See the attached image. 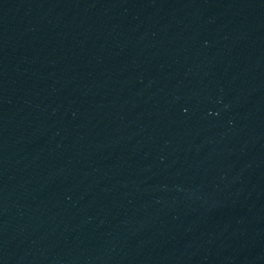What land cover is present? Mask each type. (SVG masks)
I'll list each match as a JSON object with an SVG mask.
<instances>
[{
    "label": "water",
    "instance_id": "1",
    "mask_svg": "<svg viewBox=\"0 0 264 264\" xmlns=\"http://www.w3.org/2000/svg\"><path fill=\"white\" fill-rule=\"evenodd\" d=\"M0 264H264V0H0Z\"/></svg>",
    "mask_w": 264,
    "mask_h": 264
}]
</instances>
